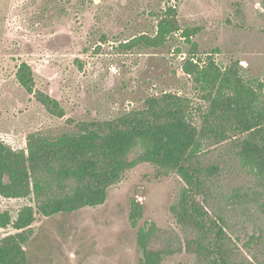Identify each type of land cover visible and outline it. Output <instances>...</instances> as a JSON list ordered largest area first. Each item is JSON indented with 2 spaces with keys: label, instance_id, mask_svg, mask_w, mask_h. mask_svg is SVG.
I'll return each instance as SVG.
<instances>
[{
  "label": "rangeland",
  "instance_id": "374dc122",
  "mask_svg": "<svg viewBox=\"0 0 264 264\" xmlns=\"http://www.w3.org/2000/svg\"><path fill=\"white\" fill-rule=\"evenodd\" d=\"M22 63L64 117L20 85ZM239 92L264 103V0H0V140L27 155L37 142L69 131V120L114 119L164 93L190 98L200 128L214 94ZM243 168L237 162L222 175L217 191L220 203L234 208L230 264H264V194L252 190L264 188ZM239 185L251 187L247 201L229 197ZM181 187L176 172L158 175L143 162L109 188L104 204L74 212L46 216L30 198L0 196V214L9 220L0 226V264H140L143 226L182 235L170 211ZM133 200L143 208L136 225ZM27 205L34 221L17 229ZM163 264L216 263L184 250Z\"/></svg>",
  "mask_w": 264,
  "mask_h": 264
},
{
  "label": "trees",
  "instance_id": "16d2710c",
  "mask_svg": "<svg viewBox=\"0 0 264 264\" xmlns=\"http://www.w3.org/2000/svg\"><path fill=\"white\" fill-rule=\"evenodd\" d=\"M16 78L50 114L65 116L55 97L35 89L28 64L19 66ZM191 108L190 98L164 93L147 99L144 108L114 119L69 120V131L37 142L28 155L0 140V196L30 198L46 216L74 212L104 204L113 184L148 162L157 167L158 175L180 176V195L170 211L182 235L155 223L143 226L137 233L140 264H163L166 256L184 250L208 256L216 264H230L237 254L235 223L229 215L234 208L222 205L217 191L222 175L232 172L237 162L264 188V103L246 101L240 92L216 93L200 128L191 120ZM247 187H233L229 197L247 201ZM252 190L258 197L264 194ZM142 216V205L133 200L132 223ZM34 218V208L27 205L14 226L28 228ZM8 223L7 213L0 214V226Z\"/></svg>",
  "mask_w": 264,
  "mask_h": 264
}]
</instances>
